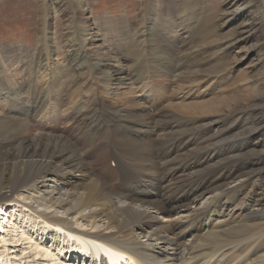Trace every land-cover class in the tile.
Here are the masks:
<instances>
[{"label":"bare ground","instance_id":"bare-ground-1","mask_svg":"<svg viewBox=\"0 0 264 264\" xmlns=\"http://www.w3.org/2000/svg\"><path fill=\"white\" fill-rule=\"evenodd\" d=\"M55 1L46 6L43 56L0 47V264H264V188L257 192L262 179L252 180L264 172V0H217L214 10L202 0L205 22L198 0H142L135 18H102L116 32L108 38L85 1L73 0L79 16L76 30L68 27L73 16L67 19L62 62L52 60L58 44L50 27L64 4ZM231 52L237 63L252 57L251 92L242 85L211 100L163 106L157 93L168 80L220 74L233 66ZM133 84L150 98L135 103L104 93L133 91ZM77 95L84 108H71L66 132L56 135L59 114L51 106ZM159 112L161 121L204 116L208 128L187 135L189 150L167 177L165 141L150 160L141 139L152 135ZM75 130H85L89 150L71 142ZM199 144L206 150L191 153ZM238 157L263 164L231 177L240 171ZM132 180L153 202H141Z\"/></svg>","mask_w":264,"mask_h":264},{"label":"rangeland","instance_id":"rangeland-1","mask_svg":"<svg viewBox=\"0 0 264 264\" xmlns=\"http://www.w3.org/2000/svg\"><path fill=\"white\" fill-rule=\"evenodd\" d=\"M62 1L64 4L58 7V12L54 16L55 20L52 22L54 23L52 24L53 26L52 29L50 27V32L54 35V38L56 39V42L58 44L57 50L55 51L54 49V52L52 54V60H54V62L55 61L62 62L65 58H68L67 54L64 53L65 50L62 48L63 47L62 43L66 40V36H67L66 34H64V28L66 26L67 19L73 16L72 20L71 19L68 20V27H70L72 30L73 29L76 30V26H77L76 22L78 20L77 16H79L78 13L79 6L76 4L77 3L76 1L75 2L73 0H62ZM84 1H85L86 9L88 13L92 16L94 24L99 23L98 21L101 19V26L102 28H104L103 35L107 38L108 35H112L116 32L107 29L105 25L106 22L102 18L106 17L111 19L113 17L118 18L121 16H126L127 18H135L142 9V0H84ZM198 1L200 2L201 11H202V15L200 18L203 22H205L207 17V12L202 10V0H198ZM55 2H56L55 0L51 2L50 0H0V47L10 49L12 46H14L13 48L17 46H22L24 48L26 46L27 50L30 51L29 54L34 55L35 60L39 56H43L44 52H46L45 50L46 42L42 43L43 42L42 39L44 37L46 39L47 37H49L48 28L46 27V25L45 26L43 25L46 24L45 23L46 21L49 24L51 23L46 15L48 13L46 6H48V3H55ZM210 3L209 6L213 7L211 10H214L217 7V0H211ZM70 8H73L74 11H71ZM116 24H117V20L112 22L111 26H116ZM39 49H41V51H39ZM234 52H231L227 58V60L229 59V61H232L231 64L233 66H231L228 70L221 72L220 74H216V73L209 74L207 72L205 73L206 75L205 74H199L198 76L194 75L192 81H190L188 77H184L182 81L178 82V84L171 83L169 82V80L168 82L165 81L167 83L165 90L162 91L158 90L157 93V96L159 98H162V100L164 101L163 106L164 105L167 106L169 104V101L173 104H177V102L183 104L188 102L198 103V102L211 100L213 96L217 97V96L229 95L235 90L236 86L238 87L242 85H245L244 88L249 87L250 88V89L248 88L249 92H251L257 86L255 79L250 80L248 78L250 73L248 67L249 65H251L250 63L252 62V57L246 58L245 61L242 63H237L236 58H234ZM206 55L209 56V53H207ZM92 64L93 62L90 60V62L87 65L88 68H86L88 74L94 73V70L92 69ZM207 68H208V63H207ZM224 77H227V80L223 81L222 84L221 83L218 84L220 78H224ZM177 85H180L178 86L180 88L175 90L174 92L175 96L177 97L179 91L182 89V87L185 86L186 91L185 90L182 91L184 95L180 94L178 98L169 95L168 99H165L164 94L165 93L170 94L172 89L175 88L174 86ZM140 86L141 85L133 84V86L130 87L134 89L133 91L120 89V90H113V92L112 90H107L103 92L108 93V95L110 94L111 95L110 97H116L117 95H121L122 93H124L123 96H125L127 100L135 103L136 101H138V103H142L145 101L144 99L145 95L148 96L147 100L150 98V96L148 93H145V95H143L144 93L139 91ZM95 87L96 86H94V88ZM99 88H101L100 85ZM99 90L100 91L97 92L98 94L101 93V89ZM187 91L189 93H187ZM131 92L134 94H131ZM90 94L91 93L87 94V97L90 96ZM73 95L76 94L74 93ZM103 96L104 95H100L101 102H103L104 100ZM85 104H86V98H82V104H81V101L79 100V97L77 95L76 97L72 98V103L70 102V100H64L63 102H61V104H59V106H51L52 107L51 111H54L55 113L59 114V119H58L59 121L57 122L58 129L56 130V135H64V133L66 132L65 126L69 124L68 123L69 118H71L75 112H80V110L84 108ZM4 108L6 109L8 108L7 104L5 105ZM71 108H74L73 114ZM150 112H152L151 109ZM214 116L215 115H212V117ZM237 117L250 119V116H244V115H238ZM237 117L235 118L237 119ZM196 118L197 117L182 116L176 114V117H173L172 119H166L165 121H161L160 120L161 112H159L156 115H154L153 118V122L157 123V125L155 126L152 135L147 138L145 137L141 138L147 142V146L145 147V152L146 155L149 156L150 160L155 159V154L160 141L162 139L165 141L167 146V159L164 163V177L168 176L169 171L173 167V165L181 161L182 157L187 152L188 149L187 141H186L187 135L190 133H194L196 135V132L208 129V128H202V126L206 121V117L202 116L197 123H194V121H196ZM226 119L227 118L219 120L220 122L219 124L223 123ZM39 120H40V116H37L34 119L35 122H38ZM43 121L44 120L40 121L39 123H42ZM216 127L217 126L214 127L212 126L211 128L212 130H215ZM60 128L63 129L64 131L62 132ZM159 129L160 130L163 129V130L160 131ZM254 136L256 138V135H253L252 138H254ZM207 137H209V135L206 136V138ZM71 142L75 144L76 148L80 152L89 150L91 146V141L86 136L85 130L73 131L71 133ZM248 146H251V143ZM247 147H245L242 151L243 152L246 151L248 149ZM206 148L207 146L205 144L194 145V147L190 149V152L196 154L202 153L204 150H206ZM238 160H239L238 168L240 169V171L235 174H232L231 177L239 175L240 173L245 172V170L252 169L257 165L259 166V164L261 163L263 164V161L255 164V162L252 160H250L249 162L247 159L239 158V157ZM113 165L114 164L112 163V166ZM262 173H259V175L255 177L253 176L252 178V180L256 182L258 181V179L260 178L262 179L257 186L258 188L257 192L259 191V189L261 190L264 188L263 185L264 174ZM229 182L230 181H228L226 185ZM131 186L136 190L137 195L139 196L141 202H147V203L153 202L149 197L148 193L144 189L136 187V183L133 180L131 181ZM236 186H227V187L225 186V187L226 189H232ZM114 187L117 188L116 183H114ZM205 198L207 197L204 196L202 200L198 201L197 202L198 205L196 204V206H199L205 200ZM32 204L33 206L37 205L35 200L32 201ZM0 219L2 218L0 217ZM53 232L54 234L56 233L55 231ZM2 234L4 235V233Z\"/></svg>","mask_w":264,"mask_h":264}]
</instances>
